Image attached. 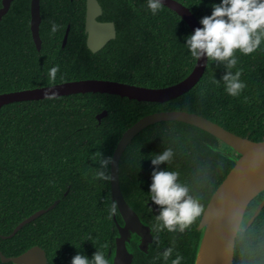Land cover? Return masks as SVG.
<instances>
[{
    "label": "trees",
    "instance_id": "16d2710c",
    "mask_svg": "<svg viewBox=\"0 0 264 264\" xmlns=\"http://www.w3.org/2000/svg\"><path fill=\"white\" fill-rule=\"evenodd\" d=\"M179 1L198 20L210 15L211 4L219 2ZM99 2L103 8L99 19L114 21L117 36L93 52L86 42V0H41L40 50L31 31V0H14L0 21V92L84 78L163 87L181 81L193 70L197 59L182 44L193 31L176 11L163 4L153 15L146 0ZM52 22L61 25L55 33L50 31ZM69 24L68 40L63 46ZM237 55L236 68L242 70L241 80L246 87L236 97L226 93L222 82L212 83L211 77L219 79L225 69L209 62L193 88L164 102L86 92L3 105L0 250L15 256L39 244L46 250L49 264H70L78 250L91 257L96 246H103L108 255L118 233L113 216L107 215L112 202L111 181L94 177L95 165L90 156L98 150L104 156H113L123 133L147 114L164 110L195 112L239 135L264 140V46L252 54ZM57 64V79L50 82L48 69ZM103 110L108 115L99 122L97 114ZM225 146L213 134L177 120L149 125L128 145L120 161L122 192L152 227L154 235L148 253L141 251L134 239L132 264H166L161 253L173 243L184 257L181 264H193L203 211L235 163L220 151ZM169 147L173 149V159L159 167L177 171L179 182L201 205L200 215L183 232L159 229L155 219L158 211L148 204L151 201L147 192L155 167L150 155ZM263 198L264 191L252 200L247 216ZM56 199L60 202L53 209L27 223L14 236L1 237ZM0 264L14 263H4L0 257ZM234 264H264V207L253 223L238 234Z\"/></svg>",
    "mask_w": 264,
    "mask_h": 264
},
{
    "label": "water",
    "instance_id": "95a60500",
    "mask_svg": "<svg viewBox=\"0 0 264 264\" xmlns=\"http://www.w3.org/2000/svg\"><path fill=\"white\" fill-rule=\"evenodd\" d=\"M14 0H2L0 7V21L9 11ZM163 4L181 15L192 31L200 25L197 16L179 0H163ZM31 31L37 48L42 47L40 26L42 22L41 0H31ZM103 13L99 0H86L85 31L87 33V46L97 52L110 40L116 38L117 29L114 21H100L98 16ZM70 32L68 26L63 46L67 43ZM207 65L204 60H197L193 70L181 81L163 87H148L133 83L105 79L84 78L63 81L55 84L45 85L10 92H0V108L15 101L47 98L44 95L46 89L55 92L57 96L101 92L118 94L139 101L164 102L189 91L203 76ZM108 115L107 110L97 114L99 122ZM177 120L195 125L217 137L232 150H220L234 160V166L228 172L220 185L213 192L206 205L197 230L200 238L196 248L193 264H234V253L236 238L241 231L246 230L262 211L264 198L258 203L254 211L247 216L248 207L260 193L264 191V140H253L248 136L239 135L221 124L195 112L185 110H164L147 114L131 125L122 135L113 153L114 165L111 168L114 177L111 182L112 201H117L118 214L113 215L114 223L118 229L115 237L114 248L110 246L108 256L112 264H132L134 251L130 247L135 239L138 248L148 253L150 245L154 240L152 227L145 223L138 212L129 204L125 198L120 183V161L125 149L132 143L133 139L146 127L159 121ZM232 151L234 153H232ZM68 193V190L65 194ZM60 199H56L46 208H41L29 215L3 238L14 236L23 226L35 220L40 215L53 209ZM149 206H158L153 202ZM245 224V226H244ZM185 230V229H184ZM206 248L200 258L203 246ZM2 262H13L14 264H49L46 250L39 244L33 245L24 252L15 256H7L0 250Z\"/></svg>",
    "mask_w": 264,
    "mask_h": 264
},
{
    "label": "clouds",
    "instance_id": "9594fccd",
    "mask_svg": "<svg viewBox=\"0 0 264 264\" xmlns=\"http://www.w3.org/2000/svg\"><path fill=\"white\" fill-rule=\"evenodd\" d=\"M146 3L147 8L155 15L161 10L164 2L146 0ZM211 8V14L199 20L202 27H196L192 33L186 35L182 44L191 57L199 61L203 59L205 66L209 62L217 67L222 66L225 69L224 74L219 79L213 75L211 81L217 85L222 82L226 93L236 97L246 87V83L241 80L242 70L236 68L239 59L237 52L249 55L264 46V0H219L212 3ZM60 27L61 25L52 22L50 31L55 33ZM59 69L58 64L48 69L47 77L50 82L57 79ZM50 89L51 87L46 89L44 95L52 99L57 94ZM173 156L174 152L170 147L150 155L151 164L155 167L152 169L147 192L148 201L159 208L155 216L159 229L183 232L200 215L201 205L190 195L189 188L179 182L177 171L169 170L167 166L159 167L162 163L168 164ZM90 159L95 165L94 177L100 181L112 182L114 177L111 168L114 165V158L104 156L98 150L91 154ZM117 213L118 204L113 200L107 208V215L110 218ZM161 256L166 264H181L184 259L176 251L174 243L165 248ZM70 264H112V261L103 250V246H96V251L91 257L78 250Z\"/></svg>",
    "mask_w": 264,
    "mask_h": 264
},
{
    "label": "flooded vegetation",
    "instance_id": "af4514ba",
    "mask_svg": "<svg viewBox=\"0 0 264 264\" xmlns=\"http://www.w3.org/2000/svg\"><path fill=\"white\" fill-rule=\"evenodd\" d=\"M101 15H102V14H101ZM101 15H100V16H101ZM100 16H98V20H100V21H110V20H102V19H99ZM85 18H86V14H85ZM69 25H70V24H69ZM69 25H68V26H69ZM67 28H68V27H67ZM85 32H86V31H85ZM86 39H87V38H86ZM63 40H64V39H63ZM133 241H134V240H133ZM133 241H132V244L130 245V247L134 250L135 247H133ZM113 248H114V247H113Z\"/></svg>",
    "mask_w": 264,
    "mask_h": 264
},
{
    "label": "bare ground",
    "instance_id": "6f19581e",
    "mask_svg": "<svg viewBox=\"0 0 264 264\" xmlns=\"http://www.w3.org/2000/svg\"><path fill=\"white\" fill-rule=\"evenodd\" d=\"M206 244H204V246H203V250H202V253H201V256H200V258H202V256H203V254H204V251H205V248H206Z\"/></svg>",
    "mask_w": 264,
    "mask_h": 264
},
{
    "label": "rangeland",
    "instance_id": "374dc122",
    "mask_svg": "<svg viewBox=\"0 0 264 264\" xmlns=\"http://www.w3.org/2000/svg\"><path fill=\"white\" fill-rule=\"evenodd\" d=\"M222 149L223 150H232L230 147H228L227 145L225 146V147H222ZM232 153H234L233 151H232Z\"/></svg>",
    "mask_w": 264,
    "mask_h": 264
}]
</instances>
